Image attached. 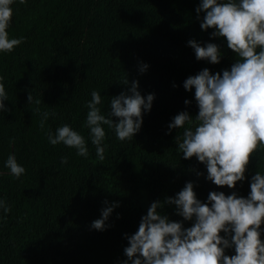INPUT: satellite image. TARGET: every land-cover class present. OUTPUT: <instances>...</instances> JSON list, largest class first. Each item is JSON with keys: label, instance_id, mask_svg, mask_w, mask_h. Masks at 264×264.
<instances>
[{"label": "trees", "instance_id": "1", "mask_svg": "<svg viewBox=\"0 0 264 264\" xmlns=\"http://www.w3.org/2000/svg\"><path fill=\"white\" fill-rule=\"evenodd\" d=\"M199 3L14 0L8 32L10 38H22L21 43L0 52V83L10 109L0 110V198L10 209L6 214L0 210V264H120L127 259L124 234L138 230L153 201L175 196L186 182H194L201 202L210 191L247 197L251 177L264 172V148L258 146L250 157L245 179L229 188L207 180L206 167L195 156L183 158L175 141L182 128L168 129L179 112L194 116L199 110L194 89L185 90L183 81L204 68L221 72L237 58L226 38L212 37V28L201 29L203 13L195 10ZM190 39L219 45L220 62L197 60ZM141 63L149 65L143 73ZM126 76L129 85L121 83ZM132 80L139 82L142 95L154 93L151 110L143 113L141 129L131 139L121 141L103 125L106 147L99 160L83 126L86 102L92 90L98 91V107L107 115L111 97L126 91ZM29 91L40 105H28ZM43 111L51 114L41 128ZM63 124L84 136L87 156L48 142L46 131L54 133ZM10 154L25 168L20 177L5 167ZM61 157L67 163L61 164ZM105 200L119 206L106 221L110 226L99 231L90 225L107 206ZM159 211L192 226L174 205ZM225 254L233 255L234 248Z\"/></svg>", "mask_w": 264, "mask_h": 264}, {"label": "clouds", "instance_id": "2", "mask_svg": "<svg viewBox=\"0 0 264 264\" xmlns=\"http://www.w3.org/2000/svg\"><path fill=\"white\" fill-rule=\"evenodd\" d=\"M14 0H0V52L13 50L21 39L10 38L8 27L12 18ZM24 3L25 0H20ZM203 13L202 30L214 29L212 37L226 38L227 47L236 54L235 62L228 69L212 73L204 68L183 81L185 90L194 89L198 112L193 116L185 110L172 117L168 129H183L175 137L177 150L183 158L195 156L203 162L206 179L215 185L234 188L236 182L245 179L246 166L258 146L264 148V0H200L196 7ZM200 19V17H197ZM197 60L206 59L219 63L222 57L219 45L194 39L187 41ZM149 65L141 63V73ZM2 79V78H0ZM129 85L126 78L121 82ZM175 86V85H174ZM87 101L84 121L89 139L95 145L96 156L104 160L107 125L117 139H131L141 129L143 113L150 111L154 93L146 96L139 91V82L132 80L126 91L111 97L110 111L105 115L98 105L101 94L92 90ZM8 99L3 83H0V110L10 111L4 103ZM28 105H40L29 91ZM187 105L189 100L185 99ZM40 112V108L34 109ZM41 113V128L49 115ZM113 117H118L117 121ZM51 145L63 143L76 149L79 156H87L84 136L70 125L63 124L46 131ZM67 157H61V164ZM10 173L20 177L25 168L10 154L4 162ZM197 176L202 175L196 172ZM101 209L99 218L90 227L105 230L110 215L118 202L109 203ZM165 204L175 206L176 213L184 220L193 221L184 227L183 221H174L162 214ZM0 210L9 212V206L0 198ZM264 172L256 171L250 180L247 197L233 191H210L206 202H201L194 192V182L188 181L175 196L164 201H153L142 216L138 230L124 234L128 245L124 248L127 259L120 264H264ZM223 232L224 235L220 233ZM234 248L229 256L225 250Z\"/></svg>", "mask_w": 264, "mask_h": 264}, {"label": "bare ground", "instance_id": "3", "mask_svg": "<svg viewBox=\"0 0 264 264\" xmlns=\"http://www.w3.org/2000/svg\"><path fill=\"white\" fill-rule=\"evenodd\" d=\"M40 93V92H39ZM27 116V115H26ZM27 118V117H26ZM18 128V127H17ZM32 128H33V126H32ZM32 135V134H31ZM22 136V135H21ZM18 137V136H17ZM41 138V137H40ZM5 149V148H4ZM171 163V162H170ZM137 166V165H136ZM190 170V169H189ZM88 178V177H87ZM71 179V178H70ZM205 189V188H204ZM153 195V194H152Z\"/></svg>", "mask_w": 264, "mask_h": 264}]
</instances>
